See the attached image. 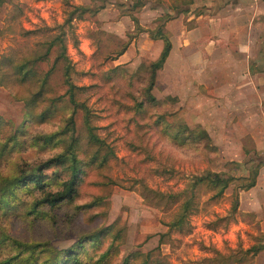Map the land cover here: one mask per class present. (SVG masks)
Listing matches in <instances>:
<instances>
[{"label": "rangeland", "instance_id": "rangeland-1", "mask_svg": "<svg viewBox=\"0 0 264 264\" xmlns=\"http://www.w3.org/2000/svg\"><path fill=\"white\" fill-rule=\"evenodd\" d=\"M141 1L137 7L134 0H0V75L9 82L15 61L25 62L36 73L24 83L0 84V183L61 151L70 134L82 162L71 202L32 212L30 195L20 192L16 209L0 212V259L13 252L8 237L47 241L60 249L100 228L99 240L87 241L80 252L84 264H115L130 250L141 254L131 263L137 264L143 253L157 249L167 264H206L202 259L213 250L226 253L259 237L264 241V164L248 189H235L231 182L221 195L210 197V191L197 187L190 226L170 231L160 243L158 233L166 230L164 223L173 216L177 202L148 190L177 191L191 174L206 169L238 178L246 174L255 156L264 159L260 1H253L255 5L248 9L249 21L243 11L221 20V28L211 34L214 43L200 39L201 34H210L208 29L185 30L194 24L195 8L203 13L207 12L204 2H211L215 10L228 0H192L184 13L168 9L171 0ZM72 5L89 10L79 16L75 11L66 21ZM223 8L215 15L229 12ZM164 13L170 17L165 20H170L168 27L174 23L173 50L156 71L151 89L156 101L152 102L144 96L147 65L157 57L162 41L150 38L146 29L160 23ZM129 15L145 30H137ZM55 35L63 37L70 80L82 86L77 98L89 108L101 147L87 141L82 111L66 100L62 61L50 69L40 94L29 104L30 112L24 105L25 98L39 88L54 49L32 59L42 55ZM182 36L186 42L182 43ZM53 97L57 99L52 101ZM46 107L49 111L38 118L37 113ZM69 115L72 131L70 126L65 128ZM180 123L203 128L210 139L179 144L171 134ZM50 133H55L51 141L36 138ZM229 160L235 164H228ZM44 171L54 185L66 174L61 165ZM234 192L237 207L229 212ZM107 245L109 253L99 260L98 253ZM246 264H264V249Z\"/></svg>", "mask_w": 264, "mask_h": 264}, {"label": "trees", "instance_id": "trees-1", "mask_svg": "<svg viewBox=\"0 0 264 264\" xmlns=\"http://www.w3.org/2000/svg\"><path fill=\"white\" fill-rule=\"evenodd\" d=\"M157 2H164L165 0H154ZM192 0H171L167 3L168 9H172L174 13H184L189 11V4ZM134 6H142L141 0H134ZM89 7L84 5H72V8L68 11L66 21H70L76 11L75 16H79L84 11H88ZM200 13V9L195 8L193 14ZM133 21L137 30H145L142 28L135 16L129 15ZM170 18L168 13H164L159 19L160 23L156 24L152 29H146L150 38L161 39L162 45L157 57L148 62V76L144 87V96L148 101H156L155 96L151 93L152 86L155 83L156 71L162 66L165 57L170 50V39L163 29L166 19ZM54 49V56L52 58L50 67L45 70L40 76V85L37 91L32 95V99L25 98L24 105L27 107V111L30 112L29 104L36 99V96L40 94L41 86L45 83L48 77L50 69L59 61L63 62L62 74L63 82L66 85L64 94L68 103L72 105L74 109H80L82 111V120L86 131V139L88 142L95 144L97 147L103 145V141L93 131V125L90 123V111L88 106L77 98V93L82 89L81 85H76L70 80L69 65L65 55V44L63 37L55 35L48 40V43L42 53V55L34 57L32 60H38L46 56V54ZM122 50L118 51L120 54ZM13 72L11 74V80L7 82L4 77L0 75V84L7 86L11 81L17 83H24L36 75L32 68L25 65V62H17L12 65ZM38 78V76H37ZM62 96V95H61ZM57 97H53L56 100ZM49 111V107L44 108L37 113L38 118H43L44 114ZM35 113H31L34 116ZM41 120V119H39ZM70 126L72 131L73 118L72 115L68 116L66 121V129ZM180 134L182 136H180ZM55 133L43 134L36 138H42L44 142L51 141ZM171 137L184 144L186 142L209 140V134L206 130L199 126L188 127L184 123L177 124L175 130L172 132ZM203 141V142H205ZM206 146H211L206 142ZM75 138L72 134L65 144L64 148L56 154L47 157L41 162L33 165L29 169H20L16 173L6 176L0 183V212H12L17 207V202L20 199L18 195L20 192L30 195V211L37 212V208L46 206L47 208H55L62 203L71 202L75 197L78 182L82 173L81 159L74 151ZM235 164V161L229 160L228 164ZM264 164V159L255 156V162L251 163L247 172L244 175L235 178L229 172L226 171H213L206 169L200 173L191 174L188 181L182 188L172 192H161L158 190H148L158 197L165 199L166 201H176L177 207L173 216L166 221V230L158 233V242L163 241V236L167 235L170 231H185L188 229L189 220L188 217L196 210L195 189L197 187L205 188L211 192L210 197H216L222 194L223 190L231 182L235 183V189H248L255 184V179L258 173L259 167ZM61 165L65 169L66 173L61 177L55 185L49 182V177L44 169L50 166ZM54 172V171H53ZM54 174V173H53ZM56 178V175L53 176ZM236 179V180H235ZM235 180V182H234ZM105 184V183H103ZM107 187L106 190H108ZM106 196V195H105ZM103 196H98L102 198ZM100 200V199H99ZM237 193H233V198L230 205V211H235L237 207ZM97 202L94 200L92 203ZM92 203H83L82 206H90ZM103 229H96L95 231L81 234L79 237L66 248H55L47 241H21L16 238L8 237L9 243L12 245L13 252L0 259V264H84V261L80 257V252L83 251V247L87 241L95 242L99 240L100 232ZM93 244V245H94ZM158 248V247H156ZM155 248V249H156ZM264 249V241L259 237L255 241L247 245L246 247L237 246L235 249L222 253L218 250H213L212 255L204 256L203 261L206 264H246L249 263L258 251ZM109 245L104 247L99 253L98 258L103 259L109 253ZM140 254L137 250L128 251L120 261L115 264H131L132 261ZM141 255V254H140ZM137 264H167L164 259V255L155 250H148L140 256V260Z\"/></svg>", "mask_w": 264, "mask_h": 264}, {"label": "crops", "instance_id": "crops-1", "mask_svg": "<svg viewBox=\"0 0 264 264\" xmlns=\"http://www.w3.org/2000/svg\"><path fill=\"white\" fill-rule=\"evenodd\" d=\"M253 1H260V3H259L260 11L264 12V0H234V1L233 0H228L223 5L221 4L222 6H218L217 5L218 8H215V10H214L213 7H210L211 2H208V3L204 2L203 4L206 7V11L207 12H203V13H199V14L195 15L194 16V24H192L190 27H188L185 30V32L186 33H188V32H192L193 33L195 31V29L196 30H200V31H201V29H208L209 31H211V32H209L210 34H207V35H204V36L201 34V36H200L201 38L200 39H202V41L205 42L204 41V38H205V39H207L206 41H208L207 43H209L210 41L212 43H214V41H216V39H215V37L212 38L211 34H212V31L218 30V28H221L219 26V22L221 20H228V19H225V18H231L232 19V16L236 17L237 14L238 13L241 14L242 11L245 14L244 17L246 18V20L247 21L250 20L249 19V10L248 9H251L255 5L254 4L255 2H253ZM248 3H250V5ZM223 6L225 7V10L229 11V12H225L226 14H224L223 16L222 15H215L216 12H221L222 13V10H224ZM256 6H258V5H256ZM255 10H254V12H255ZM214 11H216V12H214ZM168 22H170V20L166 21L164 26H165L166 30H168L169 33H170V31L172 29V25L174 23H170L169 27H168ZM200 23H203V27H202V25L200 26ZM234 27H235V24H234ZM169 35H170L169 38H170V42H171L170 50H173V41H172V35L173 34L170 33ZM209 37H211V39ZM181 40H182V43L186 42L185 38L183 36H182ZM191 42H193V41H191ZM178 43L181 44L179 41H178ZM181 45H182V47H184L183 44H181ZM170 50H169L167 56H169V54H171L172 51H170ZM199 51H202V49H200ZM167 56H166V58H167ZM165 59H164V62H165Z\"/></svg>", "mask_w": 264, "mask_h": 264}]
</instances>
